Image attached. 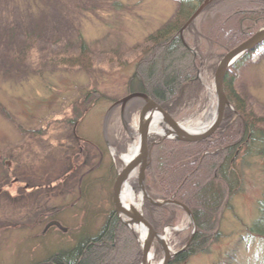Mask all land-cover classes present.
Masks as SVG:
<instances>
[{
	"label": "rangeland",
	"instance_id": "obj_1",
	"mask_svg": "<svg viewBox=\"0 0 264 264\" xmlns=\"http://www.w3.org/2000/svg\"><path fill=\"white\" fill-rule=\"evenodd\" d=\"M208 1L203 10L216 1L222 18L237 9L227 26L250 25L240 20L245 13L238 15L239 9L264 12V0ZM178 7V0H0V264L41 263L99 232L114 208L112 187L123 167L117 153L130 144L128 120L133 114L139 119L142 102L129 104L126 127L120 106L113 104L129 93L127 82L144 56L149 34L171 21ZM203 10L180 30L198 59L202 87L188 88L175 104L170 115L180 124L206 121L217 109L216 67L236 46L227 49L214 36ZM82 40L90 49L88 72L61 63L79 54ZM240 59L234 87L245 112L264 119V43ZM75 107L83 117L73 127L68 118ZM227 110L233 113V105ZM235 120L229 123L233 133ZM258 144L252 151L244 145L233 148L227 187L216 181L220 197L204 212L203 229L180 206L173 224L161 227L158 232L167 236L174 254L168 264H264V238L252 225L264 196V154ZM186 178L185 185L194 181ZM148 182L155 190L149 194L159 201L160 188L152 178ZM135 188L142 210L148 200L138 182ZM125 236L122 259L139 248ZM154 249V263L165 264L162 244L154 241ZM180 253L181 260L173 263Z\"/></svg>",
	"mask_w": 264,
	"mask_h": 264
},
{
	"label": "trees",
	"instance_id": "obj_2",
	"mask_svg": "<svg viewBox=\"0 0 264 264\" xmlns=\"http://www.w3.org/2000/svg\"><path fill=\"white\" fill-rule=\"evenodd\" d=\"M202 1L204 0H178V11L173 19L149 34L147 37L149 44L144 50V56L137 63L127 82L130 93L134 91L147 93L171 113L188 88L194 87L196 90L202 88L197 77L198 59L180 38L181 28L200 7ZM216 7L214 1L203 10V13L210 18L209 24L215 30L214 36L223 39L227 49L244 42L260 28L262 22L264 24V12L256 14V10L252 8L246 9V12L242 9L238 11V15L245 13L240 20L251 21L250 25L245 28L233 27L230 23L227 26L229 21L227 19L233 16L237 9L222 18V15L215 11ZM89 52V46L82 40L79 54L63 58L61 63L88 72L92 66ZM251 53L245 54L239 61H243ZM238 65L239 63L233 64L224 77L225 92L234 107V112L227 110L216 133L193 143L175 139L164 141L160 137L150 140V160L145 175L148 192L153 195L155 191L151 188V182H148L152 178L155 183L152 185L160 188V191H157L158 199L164 200L174 196L176 200L186 204L193 212L199 229L204 227L202 226L206 217L204 212L216 205L220 197L216 190V181L222 187H227L226 182L229 179L226 173L232 160L233 148L244 145L248 151H252L249 150L252 144L260 143L263 148L260 147L257 151L260 150V153L264 154V127H257L261 123L264 126V119L245 112L244 100L234 87ZM82 117L83 112L75 107L73 116L68 118V123L74 127ZM233 119H236L234 133L231 132L233 127L229 124ZM41 133H45V130ZM217 172H220L219 181ZM195 175L197 177L194 179ZM188 176L194 181L185 185ZM142 208L146 218L157 231H160L164 224H173L178 207L175 205L160 207L145 201ZM259 210L258 218L252 225L255 234L264 238V196L260 201ZM98 231L96 235L81 237L75 247L50 254L41 263L33 264H141L142 248L138 244L137 235L121 222L114 208L108 211L107 219ZM123 235L132 236L139 246L135 256L127 255L122 259L121 243L126 241ZM183 255L178 254L172 262L180 261Z\"/></svg>",
	"mask_w": 264,
	"mask_h": 264
},
{
	"label": "water",
	"instance_id": "obj_3",
	"mask_svg": "<svg viewBox=\"0 0 264 264\" xmlns=\"http://www.w3.org/2000/svg\"><path fill=\"white\" fill-rule=\"evenodd\" d=\"M208 0L200 6V8L195 12V14L188 20V22L184 25V27L181 29V33L187 28V26L193 21L194 18L198 16V14L204 9V7L208 4ZM262 41H264V26L259 29L254 35L247 40L242 42L241 44L237 45L236 47H233L229 52H227L221 61L219 62L218 66L216 67L215 71V90H216V96H217V116L216 120L212 123L210 128L206 130L204 133H198V134H192L189 132H186L172 116L166 112L167 110L161 106L159 103L154 101L150 96H148L146 93L142 92H132L128 94L127 96L123 97L121 100H118L115 105L121 104V115L123 118V125L126 127V119L125 117V110L129 103H131L134 100H140L142 102V105L140 107V113H139V134H140V146L139 151L134 157V159L126 164L124 168L118 173L112 187V200L115 208V212L117 215L121 218L122 216L126 217L130 220V222L124 221L122 218L121 220L127 225L130 226V224H143L148 231L147 237L143 243V257L141 264H147V259L150 254V248L152 247L154 241L156 238H159L158 232L155 230L152 223L146 218L142 212H138L136 210H128L124 208V206L121 203V187L124 183V181L127 179V176L131 173L132 170H134L137 166H139V178H138V185L142 189L144 196L147 197L149 201L152 203L164 206L168 204H175L183 208L189 216H191V211L188 209V207L184 204H182L179 201H176L174 199H167L162 202L155 201L146 192V176L145 171L146 167L148 165L149 160V133H150V123L151 119L154 116L155 112H160L165 121L170 125L171 129L167 132V134H164V136H161L164 140L165 138H175L177 140L185 141L186 142H196L201 141L203 139L208 138L213 133L216 132V130L219 128L222 120L224 111L226 107H230V101L226 95L225 88H224V77L226 76L228 68L233 65L238 58H240L242 55L247 53L248 51L253 50L257 44H260ZM7 165H10L8 162ZM192 220H194L193 216H191ZM162 244L164 251H165V264H168L170 258L174 255L170 254L168 251V248L164 243Z\"/></svg>",
	"mask_w": 264,
	"mask_h": 264
},
{
	"label": "bare ground",
	"instance_id": "obj_4",
	"mask_svg": "<svg viewBox=\"0 0 264 264\" xmlns=\"http://www.w3.org/2000/svg\"><path fill=\"white\" fill-rule=\"evenodd\" d=\"M216 107H213L208 119L206 121L202 122H189L187 124H180V126L186 130V132L192 133V134H198V133H204L206 130L210 128L212 123L215 121L217 116V110H215ZM137 114H133L128 123L129 132L131 133V140L130 144H128L127 148L125 150L117 153V155L122 159L124 164L130 163L136 154L139 151L140 146V134H139V119H137ZM165 119L163 115L160 112H155L154 116L151 119L150 123V134L151 135H157V136H164V134H167V132L170 130V128L166 125ZM139 171L140 168L137 166L134 170L131 171V173L127 176V179L124 181L121 189V203L124 206V208L128 210H136L140 211L138 207H140L141 198L138 203L137 197H136V188L138 178H139ZM138 188V187H137ZM123 220L126 222H130L129 219L126 217H123ZM131 227L139 234L141 239V242L143 243L147 237L148 231L147 228L143 224H131ZM159 240V242L164 243L168 249L169 252L172 253V249L169 248L167 243V236L161 235L159 238H156ZM150 254L147 259V264H155V249L154 246L150 248ZM158 264H163V260L160 261Z\"/></svg>",
	"mask_w": 264,
	"mask_h": 264
}]
</instances>
